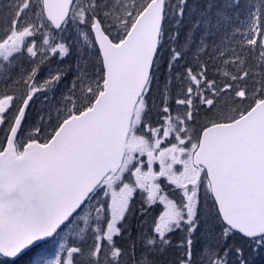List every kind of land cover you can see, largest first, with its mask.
Instances as JSON below:
<instances>
[{"label": "snow or ice", "instance_id": "1", "mask_svg": "<svg viewBox=\"0 0 264 264\" xmlns=\"http://www.w3.org/2000/svg\"><path fill=\"white\" fill-rule=\"evenodd\" d=\"M264 0H0V264H256Z\"/></svg>", "mask_w": 264, "mask_h": 264}, {"label": "trees", "instance_id": "2", "mask_svg": "<svg viewBox=\"0 0 264 264\" xmlns=\"http://www.w3.org/2000/svg\"><path fill=\"white\" fill-rule=\"evenodd\" d=\"M256 264H264V254L255 256Z\"/></svg>", "mask_w": 264, "mask_h": 264}]
</instances>
